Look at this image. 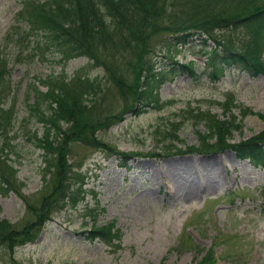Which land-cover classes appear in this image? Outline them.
Returning <instances> with one entry per match:
<instances>
[{
  "label": "rangeland",
  "instance_id": "374dc122",
  "mask_svg": "<svg viewBox=\"0 0 264 264\" xmlns=\"http://www.w3.org/2000/svg\"><path fill=\"white\" fill-rule=\"evenodd\" d=\"M225 3L226 0H169L166 8L174 9L173 15H181L186 21L192 12L198 19L203 10L212 9L210 5L216 10ZM20 8L22 0H0V44L8 42L12 58L16 47L5 36L19 29ZM222 34V39L227 36L236 46L246 38L242 28L224 29ZM213 45L211 41L204 44L194 39L182 46L175 60H195L201 73L206 61L201 53ZM162 53L153 56L157 65L163 61ZM260 56L264 66V41ZM60 58L56 54L46 61H29L26 57L24 63L10 62V83L18 89L14 103L16 123L8 134L12 139L6 156L13 172L2 159L4 153H0V163H4L2 174L14 183L17 193L8 190L0 179V221L4 219L20 230L37 217L33 208L28 211L29 204L41 206L45 198L54 208L49 219L43 221L39 237L19 245L11 258L8 250L0 247V264H11L13 257L17 264H197L212 249L216 264H264L263 168L237 158L231 148L207 153L184 150L187 145L198 146V131L207 130L204 121L192 116L197 109L204 113L208 109L221 121L232 122L233 116L240 126L231 129L232 143L259 133L264 125V72L253 75L229 66L220 81L184 73L163 84L157 105L138 116L123 114L122 121L97 132L100 141L119 151L136 152L125 167L120 166V157L108 154L104 148L72 143V152L66 158L72 170L86 174V193L83 202L74 208L68 204L59 208L63 202L57 198L63 193L55 194L52 183L44 186L42 181L43 151L31 134L36 130L39 135L44 130L40 122L30 118L26 95L30 102L34 100L32 85L39 84V77L47 73L63 72L67 77L81 73L92 78L104 75L102 68L85 56L67 61ZM39 88L47 90L40 84ZM102 96L94 100V116H112L122 110L123 100L114 92ZM10 102L7 99L5 106ZM226 102L227 109L222 107ZM243 111L246 113L241 115ZM28 128L31 131L27 133ZM171 132L178 136L173 138ZM106 223H113L118 236L111 243L99 238L90 240L93 226Z\"/></svg>",
  "mask_w": 264,
  "mask_h": 264
},
{
  "label": "trees",
  "instance_id": "16d2710c",
  "mask_svg": "<svg viewBox=\"0 0 264 264\" xmlns=\"http://www.w3.org/2000/svg\"><path fill=\"white\" fill-rule=\"evenodd\" d=\"M168 1L22 0V8L17 13L20 17L17 20L19 29L10 30L5 36L16 47L15 57L10 56L8 42L0 44V153H4L0 157L3 155L9 171L13 172L12 164L6 161L7 148L12 139L8 134L16 123L14 103L18 91L10 83V62L24 63L26 57L29 61L35 58L46 61L56 54L61 56L62 61L85 56L91 59L94 66H100L104 74L92 78L81 73H74L72 77L65 76L63 72L47 73L44 77L38 76L39 84L47 90L33 84L34 100L30 102L29 94L26 95L25 105L30 110V118L40 122L44 130L39 135L36 130L31 134L37 147L43 151L42 181L44 186L51 182L55 194L63 193L57 198L63 202L59 208L64 204L74 208L83 202L86 193L83 189L87 183L86 174L72 170L71 162L66 158L70 157L72 143L104 148L108 154L115 153L120 157L119 164L125 167L136 152L119 151L100 141L97 132L107 129L111 123L122 121L125 118L123 114L138 116L157 105L165 82H172L184 73L192 78L206 76L211 82L220 81L229 66H237L253 75L264 72L260 56L264 41V0L262 4H258L259 0H226L224 6L216 10L209 4L211 10H203L198 19L192 12L186 21L181 15H173L174 9L166 8ZM227 4L233 8L230 9ZM170 5L174 7L172 2ZM235 28H242L246 33L239 46L233 45L227 36L221 38L224 29ZM194 39L204 44L208 41L215 44L201 53L206 59L201 73L195 60L187 63L175 60L182 46ZM161 51L163 61L157 65L153 56H159ZM23 53L25 56H21ZM107 92H114L122 98V110L112 116H94L91 112L92 105L96 103L94 100L102 98ZM7 99L11 102L5 106ZM222 107L227 109L228 102ZM206 111L197 109L194 113L192 110V116L204 121L207 130L198 131V146L187 145L184 150L207 153L231 148L237 158H247L253 166L264 170V125L259 133L247 140L232 143L229 140L231 129H238L239 122L233 116L232 122L228 119L221 121L215 113ZM244 113L246 111L241 115ZM23 120L26 121L25 118ZM27 130V133L31 131L30 128ZM171 133L173 138L178 136ZM3 166L4 163H0V179L8 190L17 193L14 183L2 174ZM52 199L58 203L57 199ZM40 203L42 205L38 207L29 204L28 211L33 208L37 217L24 223L20 230L9 226L4 219L0 221V247L8 250L10 258L19 245L39 237L43 221L51 216L54 208H50L51 203L45 202V198ZM112 224L94 225L89 231V239L99 238L111 243L114 236H118V229L114 230ZM212 254L211 250L197 264H216ZM10 263L17 264L14 257Z\"/></svg>",
  "mask_w": 264,
  "mask_h": 264
},
{
  "label": "bare ground",
  "instance_id": "6f19581e",
  "mask_svg": "<svg viewBox=\"0 0 264 264\" xmlns=\"http://www.w3.org/2000/svg\"><path fill=\"white\" fill-rule=\"evenodd\" d=\"M211 161H212V160H211ZM181 166H182V165H181ZM213 168H214V170H215V168H216V167H215V166H213ZM179 172H180V171H179ZM167 178L169 179V177H167ZM174 178H175V177H174ZM170 180H171V179H170ZM168 181H169V180H168ZM189 190H190V189H189ZM187 192H188V191H187Z\"/></svg>",
  "mask_w": 264,
  "mask_h": 264
}]
</instances>
